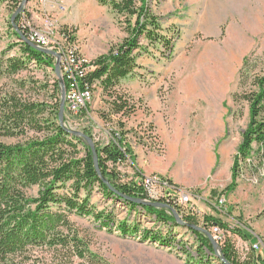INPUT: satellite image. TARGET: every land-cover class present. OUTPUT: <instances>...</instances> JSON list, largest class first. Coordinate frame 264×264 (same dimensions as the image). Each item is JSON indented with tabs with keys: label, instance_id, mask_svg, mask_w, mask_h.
Returning <instances> with one entry per match:
<instances>
[{
	"label": "rangeland",
	"instance_id": "1",
	"mask_svg": "<svg viewBox=\"0 0 264 264\" xmlns=\"http://www.w3.org/2000/svg\"><path fill=\"white\" fill-rule=\"evenodd\" d=\"M148 5L161 25L177 29L179 36L172 53L161 45L151 47L152 54L140 57V67L113 89L128 96L135 111L129 118L112 114L113 97L98 85L91 99L86 98L89 116L68 114V124L80 131L90 128L94 141L103 146L113 141L112 130L126 132L118 138L130 148L123 162L128 163H119L115 169L119 184L139 179L125 172L131 161L136 165L138 161L144 169L155 170L145 177L166 179L186 191L195 203L199 222L213 212L214 218H221L231 228L222 230L219 252L230 240L242 260L254 244L264 254V147L254 143L251 157L240 159L232 186L236 156L251 120L245 94L257 89L255 80L264 74V0H148ZM14 14L18 20L23 15L30 27L43 29L54 38L62 58H71L66 44L75 43L87 63L130 36L126 16L103 0L0 1V52L6 50L12 57L23 55L21 41L9 27ZM214 14V23L202 24ZM65 28L68 38L63 36ZM13 78L37 80V86L47 84L49 88L38 93L40 98L61 100V92L54 91L58 76L48 65L28 61ZM110 169L114 170L112 164ZM37 190L31 193L35 195ZM214 190L219 195H213ZM69 191L66 187L60 192ZM220 200L224 205L219 209ZM91 203L96 212L112 215L111 228L93 216L73 213L71 220L90 242L91 250L111 264H194L199 254L203 259L198 264H222L217 254L206 248L200 251V241L187 226L157 220L119 196L105 195L98 187ZM123 223L138 225L140 232L122 234L118 227ZM145 230L172 238V245L144 239Z\"/></svg>",
	"mask_w": 264,
	"mask_h": 264
},
{
	"label": "trees",
	"instance_id": "2",
	"mask_svg": "<svg viewBox=\"0 0 264 264\" xmlns=\"http://www.w3.org/2000/svg\"><path fill=\"white\" fill-rule=\"evenodd\" d=\"M103 3L110 4L114 11L126 16L130 36L92 62L95 65L93 71L86 77H79V88L93 94L94 88L102 86L113 97L110 103L111 113L129 118L135 111L134 106L130 104L128 96L113 89L140 67V57L152 54L151 47L161 45L172 53L179 33L177 29H166L161 25L159 18L151 12L148 0H103ZM18 18L19 16L17 20ZM9 27L14 29V34L20 39L11 21ZM65 29L63 36L68 38L67 28ZM20 41L21 57L7 56L6 50L0 52V264H111L91 250L90 242L82 236L81 230L71 220V215L76 213L80 216H93L102 225L111 228L112 215L105 216L104 212H96L91 199L96 187L105 195H118L97 172L93 151L88 142L60 124L61 100L40 98L38 93L47 90L49 86H37V80L33 79L13 78L27 67L28 61L48 65L55 71L53 56L31 47L22 39ZM66 47L69 50L68 45ZM71 48L79 52L75 43H71ZM164 53L162 52L163 56ZM79 57L82 58L80 53ZM255 85V91L245 94L250 105L251 120L236 156L232 186L239 174L240 159L247 160L251 157L254 143L264 147V74L257 76ZM65 86L68 90L66 78ZM54 91L57 94L61 92L59 80L54 83ZM90 112V103L86 101L77 114L79 117H88ZM68 114L72 112L66 104L64 123L67 128H71ZM124 126V123L121 124V127ZM82 131L94 138L90 128L84 127ZM109 133L113 140L109 144L103 146L95 142L103 177L117 191L133 198H142L133 184L117 182L119 178L116 166L125 161L130 149L118 139L126 132L112 130ZM8 139L18 140L7 142ZM110 164L114 170L110 169ZM66 187L70 191L61 193ZM35 188L38 189L37 194L33 195L31 191ZM212 193L219 195L216 190ZM125 202L133 208L140 207L157 220L179 225L165 208L142 206L127 200ZM231 209L228 213H232ZM184 219L185 222L199 226L197 217ZM204 219L209 227L217 225L221 229H231L221 218L205 216ZM118 229L124 235H136L140 232L138 225L129 226L127 223L120 224ZM190 229L200 241L201 252L206 248L215 253L206 234ZM143 238L165 247L172 245V238L153 230H145ZM220 252L233 264H264V254L252 248L242 260L230 240L225 242ZM202 259L199 254L198 261L193 263H202Z\"/></svg>",
	"mask_w": 264,
	"mask_h": 264
},
{
	"label": "built area",
	"instance_id": "3",
	"mask_svg": "<svg viewBox=\"0 0 264 264\" xmlns=\"http://www.w3.org/2000/svg\"><path fill=\"white\" fill-rule=\"evenodd\" d=\"M17 25L18 29L22 31V33H24L25 36L36 46L55 50L60 53L61 47H58L57 41H55L54 38L47 36V34H44L43 29L30 27L26 21H23V15L18 20ZM70 43L71 42L66 45H68L69 50H71V58L61 57V72L64 79L66 78L69 84L66 96L69 109L72 113L76 114L86 104L85 89L79 88V77H86L89 72L93 71V66L95 65L83 62L82 58L79 57V52L74 51V49L71 48ZM132 184L133 187L136 188L137 192L143 196L141 199L149 202H161L168 204L179 213L184 221H186L184 217L194 216L198 218L196 206L192 201V197L187 194V192H182V189H179L174 184L162 181V178H148L145 176L140 177ZM223 205L224 200H220L217 202L216 208L220 209ZM165 209L169 214L173 215L170 209ZM205 216L215 217L213 212H207V215ZM199 226L204 229L209 227L208 222H206L204 218L202 222H199ZM208 230L213 234L218 242L224 235L222 232L223 229L217 225L210 226ZM258 249V244H254L252 246V250L257 251Z\"/></svg>",
	"mask_w": 264,
	"mask_h": 264
},
{
	"label": "water",
	"instance_id": "4",
	"mask_svg": "<svg viewBox=\"0 0 264 264\" xmlns=\"http://www.w3.org/2000/svg\"><path fill=\"white\" fill-rule=\"evenodd\" d=\"M17 14H14L13 17H12V22H13V25L15 27V29L17 30V32L19 33V37L20 39H22L24 42H26L28 45H30L31 47L33 48H36L40 51H42L43 53L45 54H48V55H51V56H55L57 58V61H56V66H55V72L58 76V80L61 84V103H60V111H59V122L62 126H64L70 133L76 135V136H79V137H82L83 139H85L89 146L91 147L92 151H93V156H94V161H95V167H96V170L97 172L100 174L102 180L108 185L110 186L115 194H117L120 198L122 199H125L127 200L128 202H134L136 204H139V205H142V206H153V207H160V208H168L171 210V212L173 213V216L175 217V220L178 224H181V225H184V226H187L189 228H192L193 230H197V231H200V232H203L204 234H206L209 239L211 240L212 244H213V247H214V250H215V254H217V256H219L221 262L223 264H233L231 263L224 255L221 254V252H219L218 250V245H219V242L218 240L213 236V234L207 230V229H204L198 225H195V224H191V223H188V222H185L181 216L179 215V213L174 209L172 208L171 206H169L168 204H165V203H161V202H149V201H146L144 199H141V198H133V197H130L124 193H121L119 191H117L113 186L112 184L110 183V181L103 177L102 173H101V170L99 168V161H98V154H97V150H96V145H95V141L92 137L88 136L87 134H85L83 131H80V130H75V129H72V128H67L65 126V123H64V117H65V110H66V104H67V99H66V93H67V89H66V86H65V79L64 77L62 76L61 74V53L55 51V50H51V49H46V48H41V47H38L36 46L35 44H33L25 35L24 33H22L16 23H14V19L16 18Z\"/></svg>",
	"mask_w": 264,
	"mask_h": 264
},
{
	"label": "crops",
	"instance_id": "5",
	"mask_svg": "<svg viewBox=\"0 0 264 264\" xmlns=\"http://www.w3.org/2000/svg\"><path fill=\"white\" fill-rule=\"evenodd\" d=\"M130 161H131V159L130 158H128ZM128 163V162H127ZM127 163H122V164H127ZM193 165L195 166V163L193 162ZM125 165H121L119 168L120 169H125V167H124ZM155 171V170H154ZM153 170H146V169H144L143 167H142V164L141 163H139L138 161H137V165L136 164H134L132 161H131V165L129 164L128 165V167H127V170H125V172L127 173V174H129V176H131V178H140V177H143V176H145V175H147V174H151V173H153L154 172ZM131 173V174H130ZM208 176V175H207ZM181 264H186V262H181Z\"/></svg>",
	"mask_w": 264,
	"mask_h": 264
},
{
	"label": "bare ground",
	"instance_id": "6",
	"mask_svg": "<svg viewBox=\"0 0 264 264\" xmlns=\"http://www.w3.org/2000/svg\"><path fill=\"white\" fill-rule=\"evenodd\" d=\"M217 19H216V14H214V15H211V16H207V17H205L203 20H202V24H206V25H209V24H212V23H214L215 21H216ZM204 24V25H205ZM86 93V98H89V99H91V97H92V94L90 93V92H85ZM66 96H67V93H66ZM66 99H67V97H66ZM67 104H68V101H67ZM68 107H69V105H68ZM70 110V109H69ZM157 178V177H156ZM162 181H165V182H169V183H171L170 181H168V180H166V179H163L162 178ZM177 187V186H176ZM181 189V188H180ZM182 192H186V191H182Z\"/></svg>",
	"mask_w": 264,
	"mask_h": 264
}]
</instances>
